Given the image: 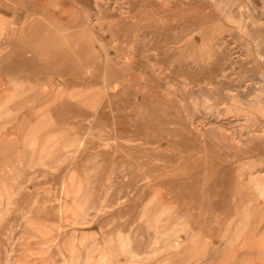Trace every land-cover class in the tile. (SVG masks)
Masks as SVG:
<instances>
[{
    "label": "rangeland",
    "instance_id": "rangeland-1",
    "mask_svg": "<svg viewBox=\"0 0 264 264\" xmlns=\"http://www.w3.org/2000/svg\"><path fill=\"white\" fill-rule=\"evenodd\" d=\"M99 1L91 10L42 2L35 15L44 73L62 75L70 67L77 80L70 114L55 116L42 107L40 140L27 145L24 139L32 137L18 100L3 105V114L0 104V138L15 141L0 151V190L7 192L0 194V264H16L18 256L49 264L52 251L60 264H80V244L66 237L77 240L81 221L90 231L89 264L97 258L101 264H261L236 257L245 253L229 240L232 229L251 233L264 225V158L256 160L264 151V0ZM71 6L85 16L66 25L63 11ZM134 12H142L140 31L131 33ZM36 22L26 19V30ZM64 53L68 57L60 59ZM54 60L63 66L49 72ZM47 85L61 86L42 83V90ZM51 101L60 106L63 99ZM128 124L137 125L133 144L144 142L145 131L152 140L151 256L144 245L130 254L131 244L114 242L129 229L120 226L129 210L121 185L135 167L121 156L135 155L118 146ZM193 194L198 232L178 242L192 232L184 224L192 218L186 202ZM18 232L24 243L17 242ZM50 234L57 236L51 243ZM257 250L263 249L252 247Z\"/></svg>",
    "mask_w": 264,
    "mask_h": 264
},
{
    "label": "crops",
    "instance_id": "crops-1",
    "mask_svg": "<svg viewBox=\"0 0 264 264\" xmlns=\"http://www.w3.org/2000/svg\"><path fill=\"white\" fill-rule=\"evenodd\" d=\"M57 0H0V104H2V111L3 114L6 109L8 101L11 99L18 100L17 104L20 109L17 113L19 115L25 116L23 117V120L25 122V128L24 130L28 132L29 138L32 137V139L28 140V138H25L24 141L28 145V141L35 139L40 140L41 136V129L42 124L40 120V116L42 113V107L47 109H51L50 114L51 115H69L70 112L73 109L74 102L72 101V98L76 96V93L73 92L72 84L74 82H77V80H74L73 74H71V68L68 67V69L65 67L63 69L62 75H54V74H45L44 68L42 69V63H41V30L40 25L41 22L38 21V17L36 18L35 15H40V4L42 2L46 3H52L56 2ZM62 1L67 5L70 4H84L79 7V9L86 8L91 10L92 4L96 2H100L99 0H58ZM26 4L29 5V12L32 10V15L26 14L25 6ZM66 7H69L67 6ZM28 11V10H27ZM139 14L132 13L134 16L131 21L132 29L131 33H136L137 30L140 31V27L137 26L138 22L136 20L137 15ZM89 15V14H88ZM88 15L86 17H88ZM63 18L67 20L66 25H73L75 22L78 23L79 21H82L84 19L83 16H85V13L83 15L82 10H72V6L70 7V10L63 11ZM105 15H102L104 17ZM33 18V20H36L37 22L34 23V27L32 31L26 30V19ZM36 18V19H35ZM30 22H28L29 24ZM33 24V22H32ZM119 24V23H118ZM28 28V27H27ZM141 33V32H140ZM32 37L31 45H27L25 43L26 36ZM46 45V44H43ZM58 45V44H57ZM68 57V53H64V55H61L60 59H64ZM16 60V61H15ZM18 61V62H17ZM62 60H54L50 64L51 67H48V71L50 72L52 68L60 66H63V63H61ZM14 65V66H13ZM68 70V71H66ZM79 77V76H78ZM79 82L86 81L85 79L78 80ZM42 83H48V84H61V86L57 85H47L46 87L49 88L48 90L44 91L42 90ZM83 96V95H82ZM52 98L54 99H63V102L60 104V106H54L56 102H49ZM49 102V106L48 105ZM3 105H7L4 106ZM80 105V103H79ZM77 106V104L75 105ZM81 106V105H80ZM17 109V108H16ZM45 114V113H42ZM49 114V113H48ZM31 120V121H30ZM30 121V122H28ZM53 127H56L54 124ZM133 124H128L126 127V130H128L129 135L128 136H121L119 143L120 149L126 151L124 148H133L134 149V155L132 156L129 154V158L126 159L124 156H121L122 162H129L134 164L135 169L133 171H130L129 173H126L125 180L122 182V194L128 195L129 202H128V218L125 219L124 224H121L122 227H128L129 229L123 230L124 234L122 235L123 240H114V242H124L129 243L128 252L131 254L137 253V248H141L142 245H144V253L145 256L150 255L152 253V243H153V235L151 230L147 228H151L152 226V197H153V188H152V180H153V174L151 169V163H152V140L151 137H147L146 131H145V140L144 142L141 140L140 144L132 143L133 141V131H137V125L135 128H133ZM3 129V128H2ZM7 129V128H6ZM54 129V128H53ZM67 130V129H65ZM122 130V129H120ZM146 130V128H145ZM137 132L134 134V136H137ZM136 139V138H134ZM13 139H7L5 137L0 138V147L1 152H4L3 148L8 147L13 142ZM19 141V140H18ZM263 150V149H262ZM144 152V153H143ZM139 154V155H138ZM260 157L264 158V151L261 153H258L256 156V160H261ZM136 163H144L145 168L139 169L140 165L137 166ZM223 176V175H222ZM142 180L144 182L142 183ZM131 181L134 183H131ZM1 189H4V187H1ZM4 190H0V194H5ZM178 200L181 198L180 195H178ZM196 195L193 194L192 198L188 199L190 201H187L186 203V209L190 210L192 218L190 217L187 222L184 224V226L188 228H192V232L189 233V235H184L178 242H189L190 239H194L195 232H198L196 229V224H198V220L195 218V212L198 210V202L195 201ZM182 204L184 203V199L182 198ZM167 202V201H166ZM179 201L177 202L176 207L178 206ZM168 205V204H166ZM133 211V213L130 214V212ZM142 211H144V217H142ZM105 222V221H104ZM8 226V224H6ZM49 226H57L56 222H51ZM81 230L78 231L77 240H74L72 235L67 236V240L70 238L71 241H75L76 243H79L80 245L77 246V248L80 250V264H89L87 262V244L89 243V230L88 228L83 227V221H81ZM85 226H88L86 224ZM259 226V225H258ZM5 227V226H4ZM97 227H100V224L97 225ZM261 230H257V232H252L247 230H242L240 234H234L233 229L232 235L235 236V238L232 236L229 240L231 248L239 249L241 255H237L236 257L242 258V259H263L264 260V225L261 226ZM137 228L139 229V232L137 231ZM141 228H144V234L141 232ZM200 231V230H199ZM98 236L97 237V243L103 244L104 239L99 234V229L96 230ZM194 232V233H193ZM139 233V234H138ZM254 234V235H253ZM249 236V237H248ZM263 236V237H262ZM17 242L24 243L26 241V238L24 234L17 233L16 234ZM57 236H53L50 234L49 242H53V240L56 239ZM191 237V238H190ZM238 237V238H237ZM114 239L116 236L113 237ZM31 242H34L35 240H30ZM64 240H61L62 242ZM252 247H259L263 249L260 251H255L257 253H253ZM194 248V247H193ZM237 251V250H235ZM121 252V251H120ZM259 252V253H258ZM186 257H197V256H181L180 258H186ZM54 258V261H56L55 264H60L57 262V256L56 254L50 252V260L49 264H52L53 261L51 259ZM120 259H126L124 255L119 257ZM261 263V262H260ZM16 264H27L23 257L18 256ZM94 264V263H93ZM95 264H101L99 259L95 260ZM128 264H136V262L133 261V263ZM147 264V263H145ZM261 264H264V261H262Z\"/></svg>",
    "mask_w": 264,
    "mask_h": 264
},
{
    "label": "bare ground",
    "instance_id": "bare-ground-1",
    "mask_svg": "<svg viewBox=\"0 0 264 264\" xmlns=\"http://www.w3.org/2000/svg\"><path fill=\"white\" fill-rule=\"evenodd\" d=\"M140 6H141V5H140ZM139 8H140V7H139ZM103 11H104V10H103ZM135 11H136V10H135ZM134 13H135V12H134ZM114 15H115V14H114ZM143 48H144V47H143ZM141 51H142V50H141ZM140 54H141V53H140ZM141 57H142V56H141ZM15 61H16V60H15ZM17 62H18V61H17ZM13 66H14V65H13ZM187 96H188V95H187ZM41 111H42V110H41ZM224 140H226V139H224ZM225 142H226V141H225ZM224 144H225V143H224ZM226 144H227V143H226ZM226 144H225V145H226ZM228 144H229V143H228ZM80 145H81V144L79 143V146H80ZM221 145H223V144H221ZM82 146H83V143H82ZM226 146H227V145H226ZM226 146H224V147H226ZM225 149H226V148H225ZM228 150H229V148H228ZM77 151H78V150H77ZM227 152H228V151H227ZM231 153H232V152H231ZM210 162H211V161H210ZM208 164H210V163H208ZM196 166H197V165H196ZM199 167H200V166H199ZM228 170H229V169H227V171H228ZM231 171H232V170H231ZM218 172H219V170H218ZM232 174H233V173H232ZM226 176H227V175H226ZM217 177H218V176H217ZM239 177H240V176H239ZM242 177H244V176H242ZM70 178H71V177H70ZM188 178H190V177H188ZM245 178H246V177H245ZM216 179H217V178H216ZM241 179H242V178H241ZM218 180H219V179H218ZM231 180H232V179H231ZM247 181H248V180H247ZM217 182H218V181H217ZM231 183H232V182H231ZM231 183H230V184H231ZM236 184H237V183H236ZM238 184H239V183H238ZM249 185H250V184H249ZM216 186H217V185H216ZM193 187H194V186H193ZM237 187H238V186H237ZM227 189H228V188H227ZM227 189H226V190H227ZM246 189H247V188H246ZM212 191H213V190H212ZM247 191H248V190H247ZM247 193H248V192H247ZM255 193H256V192H255ZM214 194H215V193H214ZM225 194H226V193H225ZM228 194H229V193H228ZM258 194H259V193H258ZM233 195H234V194H233ZM246 195H247V194H246ZM35 200H36V199H35ZM36 201H37V200H36ZM37 202H39V201H37ZM35 203H36V202H34V204H35ZM34 204H33V205H34ZM229 205H230V204H229ZM42 207H44V206H42ZM257 208H258V207H257ZM40 209L43 210V208H40ZM252 209H253V208H252ZM227 210H228V209H227ZM262 210H263V208H262ZM260 214H261V213H260ZM258 217H259V216H258ZM261 217H262V216H261ZM263 221H264V218H263ZM257 222H258V221H257ZM258 223H259V222H258ZM261 224H262V223H260V225H261ZM260 225H259V226H260ZM257 226H258V225H257ZM256 231H257V230H256ZM256 231H255V232H256ZM214 235H215V234H214ZM253 235H254V234H253ZM248 237H249V236H248ZM262 237H263V236H262ZM262 239L264 240V238H262ZM121 246H122V245H121ZM9 253H10V252H9ZM9 256L12 257V254L9 255ZM9 256H8V257H9ZM6 257H7V256H6ZM11 257H10V258H11ZM7 259H8V258H7ZM77 259H78V258H77ZM77 263L79 264L78 261H77ZM9 264H10V263H9Z\"/></svg>",
    "mask_w": 264,
    "mask_h": 264
}]
</instances>
